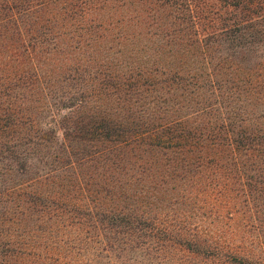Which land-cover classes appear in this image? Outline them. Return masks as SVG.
I'll use <instances>...</instances> for the list:
<instances>
[{
    "label": "rangeland",
    "instance_id": "obj_1",
    "mask_svg": "<svg viewBox=\"0 0 264 264\" xmlns=\"http://www.w3.org/2000/svg\"><path fill=\"white\" fill-rule=\"evenodd\" d=\"M125 10L103 14L112 19L80 43L88 50L63 30L72 76L54 58L43 84L1 86L0 110L14 100L39 123L9 139L0 131V264H264V38L193 43L183 27L178 43ZM67 96L78 103L63 107ZM83 111L122 120L110 135L127 145L99 136L68 152L63 124ZM85 121L80 134L91 136ZM165 130L185 137L152 146L148 136Z\"/></svg>",
    "mask_w": 264,
    "mask_h": 264
},
{
    "label": "trees",
    "instance_id": "obj_2",
    "mask_svg": "<svg viewBox=\"0 0 264 264\" xmlns=\"http://www.w3.org/2000/svg\"><path fill=\"white\" fill-rule=\"evenodd\" d=\"M102 7L103 14L113 10L122 11L124 7L125 13L134 11L139 15L137 17L150 19L146 21L147 23L153 22L161 27L162 34L176 36L178 43L185 37L182 32L183 27L187 29L189 42L193 43H206L214 35L224 36L232 41L231 45L234 46L264 38V0H0V62H2L0 89L2 85L11 87L12 90H18L24 86L30 88L34 86V81L43 84L44 76H46L44 65L54 58H59L62 62L58 67L60 75L72 76L69 73L76 68L68 64L74 60L70 57L74 50H69L70 43L61 46L63 30L65 34L70 33L67 38L73 41V49L77 47L79 50H88L90 45L80 43L85 39L96 37L94 32L103 25H109L112 19L109 16V19L104 21L100 10ZM207 14H211V17ZM116 21L119 22V18H116ZM200 24L208 25V27L200 29ZM98 66L99 68L95 69L99 78L98 83L107 84L112 75L103 71V64ZM16 80L26 83L24 86H15ZM29 80H32L33 84L28 85ZM140 84L147 87L149 85L145 79H142ZM41 88L43 90L45 85ZM12 93L9 92V95ZM16 96L17 94H14L11 97L16 98ZM71 99H73L72 96H67V101L63 100L61 105L67 108L74 107L78 102H72ZM15 109V101L9 100L6 108L0 110V131L8 139L9 136L4 132L15 133V126L22 123V127L32 126L34 131V127L37 129L39 123L37 117L34 118L32 115L23 117L20 111ZM81 113L79 119L70 118L72 123H69V118L66 117L67 121L63 124V144L68 152L72 147V141L80 140L81 142L99 136L108 141L117 140L113 143H119L121 148L127 145L128 138L118 141L119 138L110 135L125 130L126 125L119 123L123 122L122 120L116 123L117 120L107 111L99 119L94 118L91 113L84 111ZM86 117H89L88 122H91L88 128L92 133L91 136L80 134L83 132L80 124L86 122ZM24 118H28V121L26 122ZM40 125L43 124L40 122ZM44 130L46 135L53 132L49 126ZM164 132L151 133V136L155 138L148 136L152 140L150 144L165 146L164 141H158L163 136L167 140L185 137V133L182 132L172 130ZM34 135L46 138L43 134ZM82 137H85L84 140L79 139ZM242 138H244L242 132H236L232 138V145L236 151L240 146L245 145L240 144ZM170 146L185 147L180 143L170 144ZM263 147L259 145V148L255 149L263 151Z\"/></svg>",
    "mask_w": 264,
    "mask_h": 264
}]
</instances>
